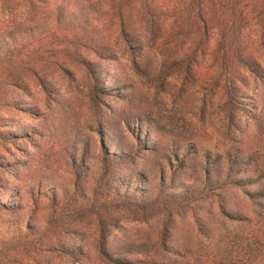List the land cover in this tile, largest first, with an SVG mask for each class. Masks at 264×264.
Wrapping results in <instances>:
<instances>
[{
    "label": "trees",
    "instance_id": "obj_1",
    "mask_svg": "<svg viewBox=\"0 0 264 264\" xmlns=\"http://www.w3.org/2000/svg\"><path fill=\"white\" fill-rule=\"evenodd\" d=\"M179 9L173 15L176 25L184 34L197 37L200 46L204 47L210 34H217L218 57L228 73L227 93L237 94L240 90L236 82H242L243 77L238 67L257 78L264 77L263 65L249 45L252 40L248 33L254 28L261 29L264 48V0H181ZM52 10L55 16L45 27L35 25L0 32V126L6 123L2 112L23 108L21 101L9 97L11 88L27 92V80L33 77L38 80L47 71L44 65L64 67L87 62L92 66L93 61L82 60L75 50L86 49L99 55L113 49L102 26L98 0H0V29L22 11L35 16ZM111 10V20L120 22L118 36L124 40L129 29H134L130 22L127 24L129 17L136 25L143 23L155 35L169 21L167 13H170L162 0H117ZM134 40L132 36L127 39L128 43L139 42ZM49 126L32 127L34 135L46 136L48 130H53ZM95 132L101 149L97 181L91 190L81 185L88 174L86 158L91 150L90 140L77 143L75 139L73 143L69 135L64 138L66 143L73 144L69 167L76 181L74 188L65 191L62 197L58 193L50 196V217L45 228H38L31 219L23 225L26 194L39 195L43 189L37 194L35 189L25 193L22 183L28 182L27 176L16 171L13 177L17 182L13 183L0 174V223L16 229L0 239V264H183L191 245L188 246L185 241L188 237L180 228L173 227L177 216L191 214L200 232L191 244H198L202 252L208 251L215 234L211 232L215 207L230 227L239 220L237 210L229 208L234 202L229 197L232 191L241 190L264 217V172H260L263 169L259 170L256 157L244 161L243 155L230 152L227 170L217 169L226 157L214 158L207 151L200 159L206 173L202 185L180 191L185 186L184 173L180 170L192 169L200 156L195 143L185 146L172 142L164 153L165 138L152 118L133 120L126 116L114 122L102 120ZM7 141L0 134V142ZM160 153L164 154L165 169H160L154 192L150 190L151 179L142 163L147 164ZM27 164L26 171H32L33 161ZM176 164L179 171L174 169ZM34 205L38 211L39 205L35 202ZM124 216L164 218L168 226L154 243L137 241L133 231L122 225ZM122 229L124 233L120 236Z\"/></svg>",
    "mask_w": 264,
    "mask_h": 264
},
{
    "label": "rangeland",
    "instance_id": "obj_2",
    "mask_svg": "<svg viewBox=\"0 0 264 264\" xmlns=\"http://www.w3.org/2000/svg\"><path fill=\"white\" fill-rule=\"evenodd\" d=\"M115 1L98 0L103 29L113 44L111 52L101 51L97 55L86 49L75 50L82 60L93 61L92 66L87 62L69 63L64 67L46 64L43 69L49 74L44 72L38 80L29 78L27 92L10 90L9 97L21 101L23 108H10L1 113L6 116V123L0 126V134L9 141L0 142L3 167L0 174L13 183L17 182L13 177L16 171L27 176L28 182L22 183L25 193L35 189L37 194L43 189L39 195L26 194L27 213L23 225L31 219L38 228H45L50 217V196L58 193L62 197L65 191L74 188L76 179L69 167L74 148L72 143L65 142L66 135L71 142L90 140L91 150L86 158L88 174L81 185L86 190L94 187L101 149L95 131L102 120L114 122L126 116L133 120L152 118L165 138L164 153L172 142L185 146L195 143L200 156L192 169L180 170L185 184L180 191L198 189L202 185L206 173L200 159L207 151L214 158L226 157L218 163L217 169L227 170V154L233 152L243 155L244 161L247 157H256L259 170L263 169L260 172H264V77L257 78L238 67L243 77L242 82H236L240 90L237 94L227 93L228 73L218 57L217 34H210L204 47L193 34H184L173 16L180 10L181 0H162L165 8H169V21L155 35L143 23L136 25L129 17L127 24L130 22L134 29H129L125 40L118 36L120 22L111 20V5ZM54 16L53 10L35 16L22 11L0 32L35 25L45 27L52 23ZM248 33L252 40L249 45L253 46V53L264 68L262 30L254 28ZM130 36L139 42L128 43ZM107 55H111L110 58ZM43 125H50L53 130H48L44 137L34 135L32 127ZM163 155L160 153L147 164L142 163L151 179L150 190L154 192L159 184L160 169H165ZM31 161L34 167L26 171ZM174 169L179 171L177 164ZM229 197L234 201L229 208L237 210L239 220L230 227L215 207L211 231L215 234L207 252H202L198 244H191L200 235L191 214L177 216L173 227L180 228L188 237L185 239L188 246L191 245L183 264H264V217L241 190L232 191ZM34 202L40 207L38 211L34 210ZM222 221H225L223 226ZM122 225L133 231L137 241L147 243L156 242L168 226L164 218L139 216H124ZM14 230L0 223V239ZM122 231L120 236L124 229Z\"/></svg>",
    "mask_w": 264,
    "mask_h": 264
}]
</instances>
